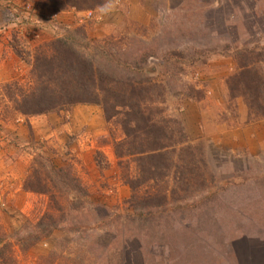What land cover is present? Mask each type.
Masks as SVG:
<instances>
[{"label": "rangeland", "instance_id": "1", "mask_svg": "<svg viewBox=\"0 0 264 264\" xmlns=\"http://www.w3.org/2000/svg\"><path fill=\"white\" fill-rule=\"evenodd\" d=\"M51 48L140 118L14 111ZM0 264H264V0H0Z\"/></svg>", "mask_w": 264, "mask_h": 264}, {"label": "trees", "instance_id": "2", "mask_svg": "<svg viewBox=\"0 0 264 264\" xmlns=\"http://www.w3.org/2000/svg\"><path fill=\"white\" fill-rule=\"evenodd\" d=\"M102 1L103 0H64V5L66 7L70 6L75 8L83 6L91 7L100 4ZM67 37L68 36H64L63 38L56 39L58 45H68V47H70ZM51 49L53 50V53L41 52V54L32 58L30 64L32 66L34 65L36 73H38L40 77L44 78L47 76V72H50L55 78V81L48 76L43 83L29 86V93H26L25 95H20V92L13 89L11 91V103L14 111L23 113H44L48 110L56 108L60 109L65 105L81 102L102 106L103 112L106 116L114 111L115 107L122 106L131 110L134 120L140 118V116L136 115L141 111L137 106L138 102L132 97L129 98L128 96H125V94L122 93L121 86L113 85L115 84L113 83L109 87L110 90L106 93V88L101 82L97 85V88H95V85H90L92 82L90 72L84 74L82 69L68 68L62 60L56 58L57 55L62 53L63 49ZM85 62L87 63L85 60L83 66H86ZM89 67H91V65ZM91 69L94 70L95 67H91ZM104 77L105 75L103 72L100 73V75H97V79L100 80L104 79ZM92 90L99 91L97 93ZM76 92L79 94H74ZM75 95L76 98H78L77 100L74 99ZM7 97L9 98V94H7ZM111 100L114 101L111 102ZM126 106H128V108ZM48 231L49 230L46 231V228L40 225V220H38V222L34 224V230L28 231L26 238L30 237L29 243L32 244L44 236Z\"/></svg>", "mask_w": 264, "mask_h": 264}]
</instances>
